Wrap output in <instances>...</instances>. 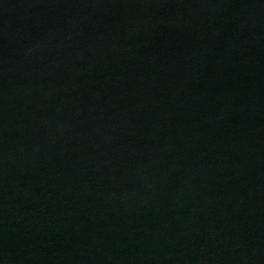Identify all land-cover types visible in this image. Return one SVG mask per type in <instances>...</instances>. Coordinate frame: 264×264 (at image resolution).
I'll use <instances>...</instances> for the list:
<instances>
[{
	"label": "water",
	"instance_id": "water-1",
	"mask_svg": "<svg viewBox=\"0 0 264 264\" xmlns=\"http://www.w3.org/2000/svg\"><path fill=\"white\" fill-rule=\"evenodd\" d=\"M0 264H264V0H0Z\"/></svg>",
	"mask_w": 264,
	"mask_h": 264
}]
</instances>
